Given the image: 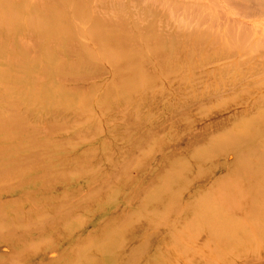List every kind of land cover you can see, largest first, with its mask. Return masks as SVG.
Segmentation results:
<instances>
[{
  "label": "rangeland",
  "instance_id": "obj_1",
  "mask_svg": "<svg viewBox=\"0 0 264 264\" xmlns=\"http://www.w3.org/2000/svg\"><path fill=\"white\" fill-rule=\"evenodd\" d=\"M145 1L161 11L171 6L168 1ZM62 3L66 0H46L40 9L15 4L2 10L7 17L0 29V124L5 120L14 126L0 129V142H18L17 148L42 153L48 160L41 165L54 180L47 184L46 179L32 178L34 168L28 160H17L22 151L14 144L0 152V168L12 171L8 176L0 172V185L5 180L9 183L3 187L8 191L0 194V264L44 260L48 249L43 247L48 246L54 248H50L47 257L64 264L71 260L73 251L69 250L73 248H78L81 258H89L82 264H126L121 254L126 249L137 251L129 264H150L158 258L163 264L168 260L174 264H264L263 259L247 254L260 253L264 248V216L250 212L253 187L256 191L264 190V160L255 170H248L240 162L264 159V144L256 143L264 141V130L255 126L257 118L264 117V104L259 103L264 101V79L249 85V89L253 88L247 93L242 92L247 85L236 83L235 90L225 87L230 90L223 93L227 97L206 104L207 101L203 103L193 96L186 99L190 103H185L180 98L182 92L191 95L192 88L209 90L210 85L204 84L208 82L204 77L199 79L196 75L191 56L180 55L160 62L161 55L141 49L140 42L152 33L144 34L142 27L153 22L161 24L159 16L147 17L148 9L130 0H113L108 8L99 10L87 6L73 14L77 23L71 29L77 33L74 41L67 42L66 18L71 13L64 12ZM243 7L241 4L240 12ZM217 8L233 15L239 13L234 2L229 6L225 0L218 1ZM193 9L179 8L174 23L183 25L186 20L189 28L195 26L194 18L198 17L191 13ZM215 10L212 18L216 16ZM29 15L44 17L32 24ZM120 17L130 25L135 23L140 32L126 30L127 37L123 39V26L114 24L106 31L96 25L102 23L101 19ZM45 28L49 30L48 36L38 33ZM115 32L126 43L122 52L121 41L113 38ZM160 32L158 28L154 33ZM69 43L75 50H71ZM35 45L36 51L30 52ZM171 46L168 39L156 45L165 51H172ZM249 64L240 65V70ZM232 71L215 78H225ZM81 77H88L89 82L81 83L78 80ZM79 85L82 87L73 91ZM254 86L260 89L254 92ZM66 89L69 92L63 96ZM19 128L24 130L21 135ZM232 137L237 141L239 137L241 142L234 144ZM4 151L12 154L10 161L3 160ZM199 181L203 188L222 187L220 193L225 198H219L224 203L234 202L236 211L240 207L232 223L240 229L254 228L255 240L251 237L237 241L234 237L231 241L236 243L219 245L192 233L176 238L168 236L157 227L153 229L155 241L145 242L151 237L148 228L158 222L168 220V225L178 232L185 226L186 219H176L180 215L175 209L161 205L173 195L155 191L165 182L168 188L189 186L192 191L196 184L201 187ZM34 183H45L51 190L45 199L36 198L40 202L38 207L29 208L17 194L31 189ZM200 191L203 194L193 193L196 200L206 194L212 200H221L215 190ZM176 193L174 198L180 202L188 196L185 192ZM188 193L193 198L192 192ZM259 201L264 206V197ZM34 216L37 218L31 221ZM189 218L195 220L197 215L188 214ZM111 227L120 232L110 237ZM121 232L126 237L117 236L114 240ZM99 240H104L103 244L99 245ZM55 248L65 249V255H56ZM165 250L168 255L159 256ZM188 252L198 256L181 263L179 259L184 260ZM113 258L118 260L112 261Z\"/></svg>",
  "mask_w": 264,
  "mask_h": 264
},
{
  "label": "bare ground",
  "instance_id": "obj_2",
  "mask_svg": "<svg viewBox=\"0 0 264 264\" xmlns=\"http://www.w3.org/2000/svg\"><path fill=\"white\" fill-rule=\"evenodd\" d=\"M45 1L46 0H41V3H36L33 0H0V29L3 27V22H5V19L7 17L6 14L3 15L2 10L11 9L13 8L12 6L15 4L24 5L26 7L33 6L36 9H40ZM58 1H61V0H58ZM115 1L120 2L121 0H115ZM157 1L158 0H156V2ZM162 1L163 2L168 1V5H171L169 7L170 9L168 8V10L165 9L164 11H161L160 8H156L153 5H149L150 2H147L145 0H130V2L133 4L136 3L139 6L146 7L148 9V11L145 13L147 17H149V14L151 16H159L160 17L159 19L161 21V24L159 25L156 22H153L151 25H149L146 28L142 27L144 34L150 33L151 31L152 33L148 34V39L144 38V41L140 42L141 49L151 50L152 51L151 53L155 54L156 56L161 55L162 59H159L160 62H164L168 59L173 60L175 56L179 57L180 55H187L189 57L191 56L192 58H194V61L191 64V66L197 69L198 72H196L197 73L196 75H198V78L200 79L204 77V79L208 81L204 84H207V86L210 85L208 86L209 90H206L203 88L199 90L198 88L195 87L196 89L192 88L191 95H188L182 92L180 94V98L183 101H185V103L186 102L190 103L191 101L190 102L189 100L186 101V99H192L193 96H195L197 100H200V101L202 100L203 103H205L204 101H207L206 104H208L210 101L215 100L217 98H221L223 96L227 97V95L223 93L230 91V90L237 89L238 87L236 86V83H238L240 86L247 85V87L244 88V90L242 91V92L247 93V91L249 92L253 88L251 87L249 89L248 88L249 85H253L259 80L264 79V0H225L226 5H229V6H231L234 2V6L237 7V10L239 11V13H237L236 15L226 12L224 11V9L218 10L217 8L218 1H223V0H174V3H170L171 0H162ZM88 2L89 0H83L82 2L80 1V3L76 2L75 0H66L67 4L66 3H62L63 5L61 4V6H63L64 8L65 13H69V12L71 13V15L66 18V24L69 26L68 28L69 32H68V36H65L64 38L66 39L67 42L74 41L73 38L75 37L77 33V30L71 29V27H73V25L77 23L75 21L77 17L73 16V14L82 11L87 6H90L91 8H93V10L95 9L99 10L102 7L104 8V6H107L108 8L110 6V2L112 4L113 0H92L90 5H86ZM156 2L154 1V5L157 4ZM241 4H243L244 7L241 9V12H240ZM66 6L70 8V11L66 12L68 9V8L66 9ZM179 8L181 9L194 8L191 13L193 14V16L198 17V18H194L191 15L192 18L197 19L195 21V26L189 28L190 23L186 20L183 23V25H177L174 23L173 18L178 15ZM213 9H216L215 18H212ZM61 10L62 8H60V10L58 11H61ZM58 11H55L53 13L57 15L56 13H58ZM29 17H30L29 23L34 24L40 21V19H42L44 15L41 16L40 19H38V17L35 18V16L33 17L31 15H29ZM31 20L32 22H30ZM101 20L105 22L101 21L102 23H98L96 25L97 27L103 30H106V31H108L109 28L113 27L114 24L118 27L123 26V28L125 29L123 30V37H122L123 39H124V36L127 37V31H132V29H135V26H137L135 23H131L132 25H130V23H127L121 17L118 20H114L112 18L110 19L106 18V19H101ZM47 28H45L42 31H39L38 33L44 36H48L46 34L49 32L51 28L50 26H49V30ZM158 28H159V31L161 32L155 35L154 33L155 29H158ZM134 32L139 33L140 31L138 29L137 30L135 29ZM53 33H56V31H54ZM115 37L118 38L119 41H121L120 46L122 48L120 49L122 52V50L126 49L125 48L126 43L122 41V38L120 35L119 37L117 36V33L114 34L113 38ZM236 37H237V40H236ZM166 39L169 40L170 45H173L171 46L172 48H174L172 51H165L164 48L162 50V48L156 47L157 44L158 45L163 44ZM249 43H251L252 45L249 46L248 45ZM67 45L71 47V50H75L73 49L74 45H72V43H69ZM150 45H152V48L150 47ZM179 46H181V48H179ZM185 46L188 48H185ZM134 47H136V45H132V48ZM36 48H37L36 45L30 47L31 49L30 52H35ZM177 49H179L178 52H177ZM0 50H1V46H0ZM220 60H225V61H223L220 64H214V62H217ZM246 63H250L249 66H246L242 68V70H240V65H243ZM47 69H48V64L45 63L44 64V74L48 73ZM233 69L234 71H232L230 75L228 74L229 76L225 78H221V77L215 78V76L221 73H224V72L228 73ZM185 70L189 71V69H185ZM167 75H169L168 72H167ZM87 78L88 77H81L78 80L82 81L81 83L85 84L88 81ZM212 84L214 85L211 88ZM186 86L190 87L189 85H186ZM192 86H194V84ZM81 87L82 86L79 85V87H77V89H73V91H78ZM225 87H229L230 90L226 89ZM219 89H223V91L220 92ZM256 89H260V87L254 86V92L257 91ZM194 91H198L197 94L194 93ZM68 92H69V89H66L63 92V96H64V93H68ZM259 103L264 104V101L259 102ZM262 118L264 117L259 116L257 118V121L259 122L256 121L255 126L258 130H264V121L262 120ZM3 126L12 127L14 126V124L10 121L4 120V121H1L0 129ZM22 131L19 128L20 135L22 134ZM199 132H201V130ZM231 140L234 144H237L240 141V138L238 137V141H237L235 137H232ZM248 142L252 143V141L250 140ZM256 143L264 144V141L258 140ZM13 144H14V147L18 151H22L19 153L20 156H18L17 160L18 161L28 160V163H30V165H32V167L34 168V171L32 172V178L46 179L45 181L47 184H49L52 180H54V177L49 175L51 173L46 170V167L41 165V163L47 162L48 160L46 157L41 156L42 153L30 152V151L27 152L22 148H17V147H20L19 143L18 142L15 143L14 141H10V140L7 142H0V152H2V150L12 148L11 146ZM31 144H33L32 141H31ZM262 146L264 147V145ZM5 151H4L5 155L3 156V160L10 161L12 158L11 157L12 154H8V152L6 153ZM263 160L264 159L257 158L252 163L243 162L242 160H240V162L245 163V166L247 167L248 170H255L259 167V165H261ZM0 172H2L6 176L12 173L11 170H8L5 172L1 168H0ZM178 177L181 179L180 174H178ZM6 181L8 180H5V182ZM5 182L1 181V183H4V184L0 185V188H2V190H0V194H4V192L6 193L8 191V189L3 188V187L6 188L9 185L8 182L6 183ZM29 183L31 184V182ZM198 183H200L201 187H199L198 184H196L197 186L194 185L193 187L195 188H193V190L191 191V187L189 186L187 188L180 187V188H177V190L173 189L172 187L168 188L169 185L167 182H165L164 185L159 190L155 191L156 193L157 192L166 193V195L168 196L173 195V197H169V199H166L165 202L162 201L161 205L163 207H166L167 209L172 208V211H174L173 209H175L180 215V217L177 216L176 219H181V218L186 219L185 226L183 230L178 232L171 228V226L173 225H168L169 224L168 220L162 221L163 224L162 222L160 223L158 222L154 224L153 226H151L150 228H148L149 229L148 232H150L151 237L150 239L147 238L145 242L147 243L149 242L151 244L155 241L153 238V235H154L153 229L157 227L161 228V230H163L164 232H167L168 236L173 235V237L176 238V237H181L183 233L184 234L186 233L187 235H189V233H192L194 234V236L201 235L202 236L201 239L205 238L206 241L218 242L219 245L232 242L231 240L234 237H237V241L245 239V238L251 239V237L253 240H255L254 228L240 229L237 224L232 223L233 221L232 217L236 218V215H238L237 211L238 210L240 211V207L239 208L236 207L238 209L236 211V209L233 208L234 207L233 205H235L234 202H229V203L223 202V199L225 198V194L220 193V191L222 190V187L221 186L217 188L210 187L208 189L205 187L203 188L202 187L203 184L200 181ZM23 186H25V184ZM50 190L51 188L47 186L45 183L44 184L34 183L31 189H23L22 193L20 194L18 193L17 195L21 196V199L25 201V203L27 204L26 205L27 207L33 208L34 206L38 207L40 205V202H38L36 198L40 196L42 199H45ZM200 190H204V192L205 191L209 192V190L210 191L215 190L214 192L216 193L218 192L217 194L218 198L219 196H221L223 199L219 198V200L220 199L222 200V201L220 200V202L216 200H212L211 198L208 197L209 194H206L203 197H201V199L196 200L197 199L195 197L196 194L197 195L203 194V192ZM176 192H182V193L185 192L188 196L185 197L184 201L180 202L178 198H174V196L177 194ZM188 192H192V194L193 193H196V194L195 195L193 194V198H192L191 196L189 197L190 193ZM7 196L11 197L10 194ZM263 197H264V190L260 188V190L256 191L255 187H253L252 200H251L252 206L250 208V212L253 215L257 214L260 217L264 216V206L261 205L259 201ZM171 202H173V206L171 205ZM53 208L54 207H52V209ZM48 209L52 210L51 208H48ZM184 209L186 210L185 213H183ZM191 213L193 214L195 213L197 215V218L195 220H192L191 218L188 219V214H191ZM32 218L33 219H30L31 221L35 220L37 217L34 216ZM43 219L45 218H42L41 220ZM51 221H53V218H51ZM158 224H161L162 226H158ZM255 225L258 226L259 225L258 222ZM30 229H34V228H30ZM114 229L115 228L111 227V232H109V234L111 233L110 237H112L113 234L120 232L118 229H115V230ZM36 230L37 229L33 231H36ZM125 235H126L125 232H121L115 236L114 240L117 238V236H119L120 239H124L126 237ZM144 235L147 237L146 234ZM102 241L104 242V240ZM102 241L100 242L99 240V245L100 243H102ZM232 243H236V242H232ZM117 244L118 242H116L114 245H117ZM96 245L98 246V244ZM52 247L53 246L43 247L44 249L46 248L48 249L44 253V256H45L44 260L38 261L34 259V260H29V263L31 264H64L62 260L51 261V258L47 257V253H49L50 248ZM42 250L39 249V251H42ZM97 250H99V248H97ZM126 250H124L121 254H122V257H125V261H126L125 263L129 264L130 263L129 260L134 257V253H136L137 251L133 250V251L126 252ZM69 251H73L72 258H70L71 259L70 261L68 262L66 261L67 263L65 264H82V263H85L86 261L87 262L89 261V258L87 257L81 258L80 256L81 254H79L78 248H73V250L70 249ZM55 252H56V255L60 256V255H65L66 250L61 249V248H55ZM125 253L126 255H123ZM247 254H250V257L255 258L257 260L263 259L261 260V262L264 261V248H262L260 253H255V251L254 252L248 251ZM162 255H164V258H165L168 255L167 251L166 250L161 251L159 256H162ZM195 255L198 256V254H196L195 252L185 253L184 260L186 262L183 260L182 257L179 259V261L182 260L181 263H187L189 262V260L192 259L191 256H195ZM117 260H118L117 258L112 259V261H117ZM164 263L174 264V261L171 262L170 260H168L167 262L164 261ZM150 264H163V262L161 258H158L156 261H151Z\"/></svg>",
  "mask_w": 264,
  "mask_h": 264
}]
</instances>
